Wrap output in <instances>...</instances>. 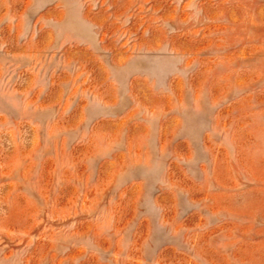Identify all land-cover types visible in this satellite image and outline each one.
<instances>
[{"label":"rangeland","instance_id":"1","mask_svg":"<svg viewBox=\"0 0 264 264\" xmlns=\"http://www.w3.org/2000/svg\"><path fill=\"white\" fill-rule=\"evenodd\" d=\"M0 264H264V0H0Z\"/></svg>","mask_w":264,"mask_h":264}]
</instances>
